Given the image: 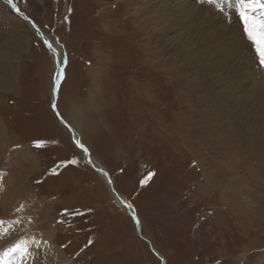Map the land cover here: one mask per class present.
<instances>
[{
    "label": "rangeland",
    "instance_id": "rangeland-1",
    "mask_svg": "<svg viewBox=\"0 0 264 264\" xmlns=\"http://www.w3.org/2000/svg\"><path fill=\"white\" fill-rule=\"evenodd\" d=\"M14 2L44 36L0 0L13 14L0 16V253L27 238L23 264H264V102L253 104L264 67L250 42L246 75L224 89L174 40L183 28L162 31L155 0ZM212 11L243 34L237 16ZM51 40L63 50L59 110L139 229L50 106Z\"/></svg>",
    "mask_w": 264,
    "mask_h": 264
},
{
    "label": "bare ground",
    "instance_id": "bare-ground-1",
    "mask_svg": "<svg viewBox=\"0 0 264 264\" xmlns=\"http://www.w3.org/2000/svg\"><path fill=\"white\" fill-rule=\"evenodd\" d=\"M3 1L5 2V4H7L6 0H3ZM155 2H156L155 3V9H154L155 14L156 13L162 14L163 11H165V14H164L165 18L163 20L164 23L161 22L163 24H159L160 26H162V31L164 33L165 32L172 33V31L175 32L178 28H183L184 33L182 34V36H177L174 38V40L177 42L183 43V49L188 53V57L190 59H193L196 61H202V62L209 64V66L212 68V70L215 72V75L217 76V81L220 83V85L224 89L228 88L229 83L232 80L241 79L246 75L243 68H244V62L249 64V58L252 56L251 51H250V47H249L250 44L248 45L246 42H244L245 39L243 40V38H242L243 34L241 35V29L239 30L236 25L228 27L223 23L220 15L212 11V9L216 10L214 5L210 6L207 3L202 4V3H200V0H195L194 3L192 2V0H155ZM193 7H195V8L191 10V8H193ZM216 11H218V10H216ZM18 13H19L18 16L20 18H22L23 20H25V22H26L25 15L22 12H18ZM6 14L13 15L11 13L1 12L0 16L6 15ZM233 18H235V15L229 17V19H233ZM237 18H238V16H237ZM203 19H205V21L208 23H209V21H211V22H218L219 21V22L223 23L224 27L226 29V32L223 31L222 36L217 34L213 30H211L202 21ZM30 24L32 25V23H30ZM175 25H178V27H175ZM233 38L235 39L234 44H232ZM51 41H49V42L53 45L55 52L52 49H51V51L55 54L57 72H59L61 69L64 70L62 64L59 63V61L61 59H63V57H62V55H63L62 51L63 50H61L59 45L55 44L54 40H51ZM236 43L238 45H240L241 48H237V46H234ZM46 44L48 46V43H46ZM5 53H7V52H5ZM56 53H59V55H56ZM257 64H258V62H257ZM8 76H10V75H8ZM9 79L10 78H8V80ZM2 80H4V79H2ZM6 81H7V79H6ZM247 92H248V89H246L244 91L245 95L243 97H246ZM260 94L263 97L262 100H260ZM260 94H259V100L260 101L257 102V104H255V101L253 102L254 109H256V110H258V106L259 105L261 106V103L264 102V85L260 89ZM249 95H255L256 99H258L256 96V90L249 89L248 96ZM55 97L57 100L58 96H55ZM241 101H242V99H241ZM251 105H252V103H248L246 110H243V112L241 114V118H242L243 122L251 121L254 119V111L252 110ZM89 159H90V157H89ZM91 161L94 162L92 164L95 168L97 165L96 170L97 169L99 170V173L102 176H104L103 178H105L107 181H109L108 180L109 175L108 174L105 175V173H107L105 168L102 167L96 161H94L92 159H91ZM101 169H103V171H101ZM107 185H108V183H107ZM108 186L110 187L111 192L114 195L115 199L120 204H122L125 207V205L123 204L125 201H120L121 197L124 200H126L127 205L132 204V203H130L129 200H127L125 198L124 195L120 194V192H118L115 189L113 183H110ZM131 209H132L133 213L135 214L134 209H133V205H132Z\"/></svg>",
    "mask_w": 264,
    "mask_h": 264
},
{
    "label": "snow or ice",
    "instance_id": "snow-or-ice-1",
    "mask_svg": "<svg viewBox=\"0 0 264 264\" xmlns=\"http://www.w3.org/2000/svg\"><path fill=\"white\" fill-rule=\"evenodd\" d=\"M6 3L11 5L13 8H16L17 11L20 9L17 7L14 0H6ZM200 3H207L208 5L215 6V9L228 19L229 17L235 15L238 16L239 22L242 24V33L246 37V39L252 45V50L255 54V57L258 60L259 66L264 67V0H200ZM27 19V17H25ZM49 49L53 48L51 43H48ZM59 55V53H56ZM59 63H64V60L61 59ZM64 76L63 69L57 72L55 77V92L58 96V92L61 85V79ZM53 109L55 115L60 120V122L67 128L71 133H73V142L74 144L80 148L88 157H90L91 153L89 148L84 144L82 139H77L75 137V129L68 122L67 117L62 115L59 110V100L57 99L56 103L50 105ZM46 142L37 141L36 146L42 147ZM89 163H94L89 159ZM68 164H79V161L76 159H71L68 161H61L57 168L60 166L66 167ZM103 171V169H101ZM51 174L58 175L56 168L51 170ZM107 175V173H105ZM149 174V178H151ZM109 183L112 181L109 179ZM129 208H132V205H128ZM67 212V210H65ZM80 214V213H75ZM15 223H19V221H15ZM5 224L4 220H0V227ZM46 243V241H44ZM41 241L33 238L31 240V246L39 248ZM15 258H13V254ZM32 252L30 250L29 241H21L20 243L15 244L14 247L9 248L7 251L0 253V264H23L25 260H33Z\"/></svg>",
    "mask_w": 264,
    "mask_h": 264
},
{
    "label": "water",
    "instance_id": "water-1",
    "mask_svg": "<svg viewBox=\"0 0 264 264\" xmlns=\"http://www.w3.org/2000/svg\"><path fill=\"white\" fill-rule=\"evenodd\" d=\"M16 9V8H15ZM17 11V10H16ZM18 12V11H17ZM26 17V16H25ZM27 20V22L29 23V21L30 22H32L30 19H26ZM29 20V21H28ZM32 28H36L37 29V31L40 33L39 35H42V36H44V34L37 28V26L35 25V24H33V22H32ZM54 98H55V100H56V97L55 96H53ZM53 103H56V101H52V104ZM97 171L99 172V170L97 169ZM108 180H109V178H108ZM124 205H125V207H126V209H127V212L129 213V215L133 218V220H134V222H135V224H136V228H138L139 229V220H138V218L134 215V213H133V211H132V209L131 208H129L128 207V205H127V203H124ZM154 251V250H153ZM154 253L156 254V255H158V253H156L155 251H154ZM158 257H159V255H158ZM161 258V257H160ZM162 259V258H161ZM162 262L164 263V260L162 259Z\"/></svg>",
    "mask_w": 264,
    "mask_h": 264
},
{
    "label": "crops",
    "instance_id": "crops-1",
    "mask_svg": "<svg viewBox=\"0 0 264 264\" xmlns=\"http://www.w3.org/2000/svg\"><path fill=\"white\" fill-rule=\"evenodd\" d=\"M113 185H114V184H113ZM120 201H125L124 203H127L126 200H124L122 197H121ZM124 203H123V204H124Z\"/></svg>",
    "mask_w": 264,
    "mask_h": 264
},
{
    "label": "trees",
    "instance_id": "trees-1",
    "mask_svg": "<svg viewBox=\"0 0 264 264\" xmlns=\"http://www.w3.org/2000/svg\"><path fill=\"white\" fill-rule=\"evenodd\" d=\"M35 149H37V146H35ZM60 168L62 169V167H61V166H60ZM49 170H52V169H50V168H49ZM137 216H138V215H137ZM132 219H133V218H132Z\"/></svg>",
    "mask_w": 264,
    "mask_h": 264
}]
</instances>
